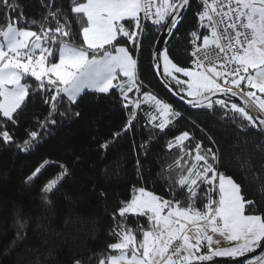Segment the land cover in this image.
<instances>
[{"label":"snow or ice","instance_id":"1","mask_svg":"<svg viewBox=\"0 0 264 264\" xmlns=\"http://www.w3.org/2000/svg\"><path fill=\"white\" fill-rule=\"evenodd\" d=\"M198 3L197 27L189 33L191 67L176 64L167 50L157 52L155 66L162 58L163 75L191 108L215 113L218 107L221 118L264 134V0ZM41 5L40 18L29 19L19 0H0V144L27 151L39 139V130L55 125L57 116L79 118L74 106L88 93H119L122 106L130 109L125 132L142 104L158 113L147 115L161 132L181 117L172 105L142 91L134 50L141 47L148 21L171 34L190 0H68L67 8L60 0H41ZM134 90L140 97L135 100L129 96ZM217 96L222 98L213 99ZM32 98L47 106V115L37 121L39 130H26L28 138L21 144L10 126L18 125ZM208 140L215 145L211 136ZM108 147V142L101 145ZM166 147L170 153L176 149L159 173L169 198L134 187L130 199L112 213L109 236L114 242L72 264H215V258L264 264V256L240 259L264 250V215L253 210L255 202L245 198L242 186L219 170V149L188 131ZM256 147L264 150V142ZM49 163L43 161L25 182L31 183ZM139 164L137 160L138 169ZM59 167L62 171L41 189L45 204H51L69 174L64 164ZM239 167L250 170L251 159L240 160ZM259 190L264 193V182ZM16 225V240H22L29 226L23 209H17Z\"/></svg>","mask_w":264,"mask_h":264},{"label":"trees","instance_id":"2","mask_svg":"<svg viewBox=\"0 0 264 264\" xmlns=\"http://www.w3.org/2000/svg\"><path fill=\"white\" fill-rule=\"evenodd\" d=\"M60 3L67 8L68 0ZM19 4L29 19H39L43 12L41 0H19ZM200 6L198 0H190V7L181 13L179 23L163 41L161 52L167 50L169 57L182 67H190L188 37L196 28ZM3 22L4 13L0 12V23ZM164 28L146 23L141 47L134 50L142 91L154 94L182 113L163 132L149 123L147 113H156L145 105L136 110V119L128 131H122L130 109L122 106L115 90L107 96L88 93L74 106L81 113L79 118L57 116V123L46 130L37 129V121L47 115V106L39 98H32L19 116L18 125L10 126L21 144L28 138L26 130H39L41 135L27 151H21L15 144H0V264H72L74 258L87 260L105 249L114 242L109 236L112 213L121 201L130 199L134 187L143 186L169 198L166 181L159 173L161 165L176 152V149L168 151V141L184 131L205 146L219 149V170L233 177L242 186L245 198L255 202L253 210L264 215V193L259 190L264 182V150L256 147L264 142V134L256 129L242 130L230 119L221 118L218 107L215 113L193 109L161 85L155 76L153 54ZM164 79L183 96L170 78ZM133 94L135 90L129 96ZM116 132L121 135L114 136ZM209 136L215 145L210 144ZM105 142L109 143L107 149L101 148ZM238 156L240 160L251 159L250 170L239 167ZM45 160L50 163L41 174L26 183V178ZM60 164L67 167L69 174L51 196V204H45L41 189L62 171ZM256 173H260L258 179ZM17 209H23L29 218L22 240H16Z\"/></svg>","mask_w":264,"mask_h":264},{"label":"water","instance_id":"3","mask_svg":"<svg viewBox=\"0 0 264 264\" xmlns=\"http://www.w3.org/2000/svg\"><path fill=\"white\" fill-rule=\"evenodd\" d=\"M184 11V10H183ZM182 11V12H183ZM181 12V13H182ZM169 34L168 30H167V27H165L162 31V34H161V40H160V43L159 45L157 46V49L155 50L154 52V60H153V65H154V71H155V76H157V79H159L161 85L163 87L166 88V90L171 93V95L173 97H175L178 101H182L184 104L188 105L187 103H185V99H187V97H184L182 98L183 96L182 95H179L178 92L176 90H174L173 87H171L170 85L167 84L166 80L164 79V76L162 75V65L160 63V59H159V68H157L155 65H156V54L158 51L161 52L162 50V47H163V41L166 39L167 35ZM217 98H222V97H213V99H217ZM189 106V105H188ZM264 254V250H261V249H258L257 252L255 254H249L247 257L245 258H240L241 260H244V259H251V260H254V258H257L261 255ZM215 264H236L235 261H232V260H215Z\"/></svg>","mask_w":264,"mask_h":264},{"label":"rangeland","instance_id":"4","mask_svg":"<svg viewBox=\"0 0 264 264\" xmlns=\"http://www.w3.org/2000/svg\"><path fill=\"white\" fill-rule=\"evenodd\" d=\"M162 65H163V61H162ZM131 99L132 98H134V99H137V98H140L139 97V94L138 93H136L135 92V94H133V96L132 97H130ZM142 105H145V106H149V105H147V104H142ZM150 107V106H149ZM156 113V112H155ZM156 115H158V113H156ZM173 140V139H172ZM221 247H227L228 245L226 244V243H222L221 245H220ZM215 260H231V259H229V258H215ZM255 260V259H254ZM253 260V261H254Z\"/></svg>","mask_w":264,"mask_h":264},{"label":"built area","instance_id":"5","mask_svg":"<svg viewBox=\"0 0 264 264\" xmlns=\"http://www.w3.org/2000/svg\"><path fill=\"white\" fill-rule=\"evenodd\" d=\"M200 8H201V6H200ZM196 20H197V16H196ZM148 24H150V25H152L151 24V22L150 21H148L147 22ZM152 26H154V25H152ZM196 27H197V25H196ZM196 29V28H195ZM190 39H191V37L189 36L188 37V42L190 41ZM202 42V41H201ZM192 50V45L189 43V52L188 53H190V51ZM193 58L189 55V64H190V67H191V60H192Z\"/></svg>","mask_w":264,"mask_h":264},{"label":"crops","instance_id":"6","mask_svg":"<svg viewBox=\"0 0 264 264\" xmlns=\"http://www.w3.org/2000/svg\"><path fill=\"white\" fill-rule=\"evenodd\" d=\"M264 256V255H263Z\"/></svg>","mask_w":264,"mask_h":264}]
</instances>
